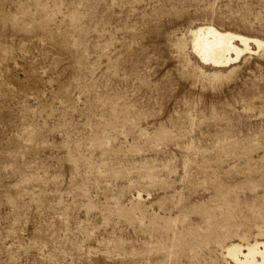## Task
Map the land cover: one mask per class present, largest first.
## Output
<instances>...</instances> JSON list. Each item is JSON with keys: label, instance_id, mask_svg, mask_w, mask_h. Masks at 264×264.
Returning <instances> with one entry per match:
<instances>
[{"label": "rangeland", "instance_id": "1", "mask_svg": "<svg viewBox=\"0 0 264 264\" xmlns=\"http://www.w3.org/2000/svg\"><path fill=\"white\" fill-rule=\"evenodd\" d=\"M204 26L261 47L203 65ZM255 241L264 0H0V264H233Z\"/></svg>", "mask_w": 264, "mask_h": 264}, {"label": "bare ground", "instance_id": "2", "mask_svg": "<svg viewBox=\"0 0 264 264\" xmlns=\"http://www.w3.org/2000/svg\"><path fill=\"white\" fill-rule=\"evenodd\" d=\"M191 36L194 55L203 65L216 68L236 63L244 53L251 50V43L261 47V43L256 40L222 33L208 26L191 31ZM226 253L233 264H264V241H255L247 246L231 244Z\"/></svg>", "mask_w": 264, "mask_h": 264}]
</instances>
